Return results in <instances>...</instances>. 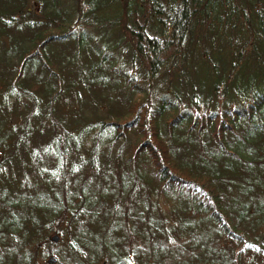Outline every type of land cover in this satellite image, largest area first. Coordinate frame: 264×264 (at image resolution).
Segmentation results:
<instances>
[{"label": "trees", "instance_id": "1", "mask_svg": "<svg viewBox=\"0 0 264 264\" xmlns=\"http://www.w3.org/2000/svg\"><path fill=\"white\" fill-rule=\"evenodd\" d=\"M49 256L264 264V0H0V264Z\"/></svg>", "mask_w": 264, "mask_h": 264}, {"label": "water", "instance_id": "2", "mask_svg": "<svg viewBox=\"0 0 264 264\" xmlns=\"http://www.w3.org/2000/svg\"><path fill=\"white\" fill-rule=\"evenodd\" d=\"M50 242L53 244H56L58 242V237L56 235H53L50 237ZM54 257H48L45 261L46 264H54L55 263ZM114 264H132L130 257L123 256L116 260Z\"/></svg>", "mask_w": 264, "mask_h": 264}, {"label": "rangeland", "instance_id": "3", "mask_svg": "<svg viewBox=\"0 0 264 264\" xmlns=\"http://www.w3.org/2000/svg\"><path fill=\"white\" fill-rule=\"evenodd\" d=\"M64 4H67V8H68V10H69L70 7H71V2H66V1H64ZM32 10H33V11H37V7H36V5H34V6L32 7ZM82 29H83L85 32H92L93 34L95 33V31H93L94 29H89L88 27H83ZM111 37H112V35H111ZM53 235H56V236L58 237V241L60 240V237H59L57 234H52V235H50V237L53 236ZM50 237H49V239H50ZM52 244H53V243H52ZM47 258H48V257H47ZM47 258H45L44 261H46Z\"/></svg>", "mask_w": 264, "mask_h": 264}]
</instances>
